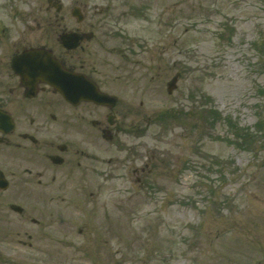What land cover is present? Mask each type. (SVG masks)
<instances>
[{
    "label": "rangeland",
    "instance_id": "374dc122",
    "mask_svg": "<svg viewBox=\"0 0 264 264\" xmlns=\"http://www.w3.org/2000/svg\"><path fill=\"white\" fill-rule=\"evenodd\" d=\"M47 6L3 5L17 15L31 8V23ZM151 15L171 51L151 59L163 75L147 93L152 122L116 145V159L129 162L84 190L33 193L40 224L9 219L0 264L264 263V0H162ZM132 154L149 164L142 186ZM22 228L31 240L11 235Z\"/></svg>",
    "mask_w": 264,
    "mask_h": 264
},
{
    "label": "flooded vegetation",
    "instance_id": "af4514ba",
    "mask_svg": "<svg viewBox=\"0 0 264 264\" xmlns=\"http://www.w3.org/2000/svg\"><path fill=\"white\" fill-rule=\"evenodd\" d=\"M3 5L4 0L0 1V229L12 219L27 225L37 222L31 217L33 193L84 190L89 177L107 175L129 162L115 158L116 145L131 131L127 128L142 132L152 122L146 115L147 93L159 90L163 75L151 59L155 53L156 63L165 62L171 51L162 47V31L148 21L159 6L152 0H75L67 10H40L41 20L32 15L33 23L31 8L17 15ZM75 9L77 18L72 16ZM63 37L71 39L73 49L65 48ZM30 49L49 50L67 71L83 76L101 93L116 96L117 104L71 103L49 84L36 83L30 73L18 74L12 61ZM132 158L137 164L130 166L142 186L151 172L149 164L141 161V154ZM11 235L31 239L24 228L12 229Z\"/></svg>",
    "mask_w": 264,
    "mask_h": 264
},
{
    "label": "water",
    "instance_id": "95a60500",
    "mask_svg": "<svg viewBox=\"0 0 264 264\" xmlns=\"http://www.w3.org/2000/svg\"><path fill=\"white\" fill-rule=\"evenodd\" d=\"M70 41V38H66L65 44L69 45ZM19 64L22 66L27 64L28 69L31 64L30 71L37 79L41 78L55 86L69 101L92 100L97 103H107L108 98L100 95L86 79L66 73L50 53L35 51L25 54L20 58ZM19 71L22 72L21 66Z\"/></svg>",
    "mask_w": 264,
    "mask_h": 264
}]
</instances>
